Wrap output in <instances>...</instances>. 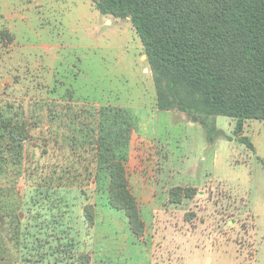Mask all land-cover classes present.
Returning a JSON list of instances; mask_svg holds the SVG:
<instances>
[{
  "label": "rangeland",
  "instance_id": "374dc122",
  "mask_svg": "<svg viewBox=\"0 0 264 264\" xmlns=\"http://www.w3.org/2000/svg\"><path fill=\"white\" fill-rule=\"evenodd\" d=\"M98 3L0 0V264H264V121L238 136L235 119L187 112L186 95L160 110L131 18ZM103 109L132 117L125 159L104 147L136 211L111 206L107 172L84 190L48 182L78 159L76 117Z\"/></svg>",
  "mask_w": 264,
  "mask_h": 264
},
{
  "label": "trees",
  "instance_id": "16d2710c",
  "mask_svg": "<svg viewBox=\"0 0 264 264\" xmlns=\"http://www.w3.org/2000/svg\"><path fill=\"white\" fill-rule=\"evenodd\" d=\"M98 2L104 14L122 19L131 17L153 73L160 110L172 111L186 95L196 100L193 107L183 105L187 112L235 119L238 136L247 120L264 121V0ZM103 111L108 117L90 112L76 117L81 124H73L71 150L78 159L67 167L55 169L48 182L54 185L57 180L58 187L63 189L84 190L90 183L104 181L107 172L111 206L136 211L123 162L113 151L112 155H106L104 147L109 141L111 148L120 143L113 150L123 158L127 155L135 130L132 117L122 109ZM109 120L127 129L112 131L106 124ZM206 133L208 141L213 142L214 137L207 130ZM239 141L255 152L247 137ZM86 158L94 160V169L82 165ZM176 192L183 189H173L172 200ZM129 219L134 233L139 235L143 224L137 226L138 213H130Z\"/></svg>",
  "mask_w": 264,
  "mask_h": 264
},
{
  "label": "water",
  "instance_id": "95a60500",
  "mask_svg": "<svg viewBox=\"0 0 264 264\" xmlns=\"http://www.w3.org/2000/svg\"><path fill=\"white\" fill-rule=\"evenodd\" d=\"M131 18V17H130ZM195 120V119H194Z\"/></svg>",
  "mask_w": 264,
  "mask_h": 264
}]
</instances>
